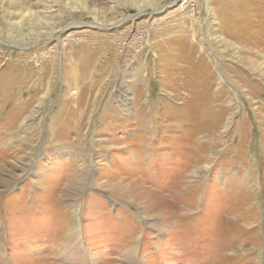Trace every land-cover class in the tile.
I'll list each match as a JSON object with an SVG mask.
<instances>
[{
	"label": "rangeland",
	"instance_id": "obj_1",
	"mask_svg": "<svg viewBox=\"0 0 264 264\" xmlns=\"http://www.w3.org/2000/svg\"><path fill=\"white\" fill-rule=\"evenodd\" d=\"M4 263L264 264V0H0Z\"/></svg>",
	"mask_w": 264,
	"mask_h": 264
},
{
	"label": "bare ground",
	"instance_id": "obj_2",
	"mask_svg": "<svg viewBox=\"0 0 264 264\" xmlns=\"http://www.w3.org/2000/svg\"><path fill=\"white\" fill-rule=\"evenodd\" d=\"M186 1V0H185ZM16 12V11H15ZM117 22H119V21H117ZM75 24H77V23H75ZM93 24H97L98 25V23L97 22H93ZM116 24V23H115ZM59 34V33H58ZM55 35V34H54ZM56 37V36H55ZM57 39V38H56ZM72 66H73V64H72ZM75 66V65H74ZM72 69H73V67H72ZM76 70V69H75ZM73 73H74V71H73ZM75 73H77L76 71H75ZM74 73V74H75ZM139 93V92H138ZM126 99V97L124 98V100ZM123 101V100H122ZM127 102V101H126ZM135 103H136V100L134 101ZM143 105V104H142ZM141 105V106H142ZM88 159V158H87ZM89 162H91V159H89L88 160ZM94 162V161H93ZM89 176V175H88ZM74 220H75V230L78 232V229H79V225H80V218H79V213H78V211L74 214ZM74 233V232H73ZM74 238H76V237H74ZM259 258H260V256H259ZM5 264V263H4Z\"/></svg>",
	"mask_w": 264,
	"mask_h": 264
}]
</instances>
